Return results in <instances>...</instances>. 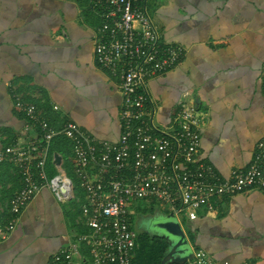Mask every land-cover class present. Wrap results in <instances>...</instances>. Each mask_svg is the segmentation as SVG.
<instances>
[{
    "label": "crops",
    "instance_id": "0c3cea01",
    "mask_svg": "<svg viewBox=\"0 0 264 264\" xmlns=\"http://www.w3.org/2000/svg\"><path fill=\"white\" fill-rule=\"evenodd\" d=\"M89 1L82 7L77 0H0V152L38 132L36 122L15 105V96L34 104L38 117L55 127L70 120L96 141L118 139V76L97 63L95 32L102 20ZM150 8L161 42L183 49L175 66L148 83L158 123H169L188 91L202 120L200 158L221 177L247 167L264 137V0H157ZM54 153L61 156L59 164ZM47 159L48 154V173ZM65 160L53 152L52 175L60 168L69 176ZM7 161L0 162V228L20 185ZM85 201L76 186L66 200L42 188L23 207L14 229L0 237V264H54L53 254L87 231L80 211ZM155 203L132 204L129 218L140 211L136 240L158 237L151 217L170 212L165 206L147 212ZM196 214L184 221L176 217L192 252L203 249L210 264H264L263 189L224 195L212 210L201 207ZM136 250L134 257L145 264Z\"/></svg>",
    "mask_w": 264,
    "mask_h": 264
},
{
    "label": "built area",
    "instance_id": "2783aa9c",
    "mask_svg": "<svg viewBox=\"0 0 264 264\" xmlns=\"http://www.w3.org/2000/svg\"><path fill=\"white\" fill-rule=\"evenodd\" d=\"M155 1H89L88 7L102 20L95 32L97 63L118 76L122 97L121 130L115 142L96 141L70 120L55 127L38 117L34 104L15 96V105L36 122L38 132L0 152V162L10 161L21 177V186L7 203L8 218L0 237L14 229L23 207L42 188L61 200L72 197L71 178L60 168L52 176L45 169L57 136L66 138L72 147L73 172L86 198L81 214L87 231L56 251L54 264L85 263L83 247L92 264H137L136 233L129 218L136 200L156 201L176 217L182 213L194 219L197 209L212 210L224 195L254 187L264 190V137L257 141L247 167L233 168L228 177H221L200 158L202 120L188 91L182 94L169 123H158L157 103L148 83L175 66L183 49L161 42L151 16L150 3ZM261 82L264 87V69ZM184 264H210V258L203 249H196Z\"/></svg>",
    "mask_w": 264,
    "mask_h": 264
},
{
    "label": "trees",
    "instance_id": "16d2710c",
    "mask_svg": "<svg viewBox=\"0 0 264 264\" xmlns=\"http://www.w3.org/2000/svg\"><path fill=\"white\" fill-rule=\"evenodd\" d=\"M77 1H78L79 5L82 7H84L87 3V0H77ZM59 126L60 125H57V127H59ZM49 149L50 150L48 153L47 166L52 167V168H47L49 171L48 173L50 175L55 173V171L53 169L52 162H51V158H52L53 152L57 151V152L61 153V155L66 159L64 162V167H65L67 173L69 174L70 178L73 180L74 185L76 187L80 188L78 186V180H77V178L73 172L72 147H71L70 142L62 136H57L52 140V143H51ZM7 162H9V161H7ZM9 163L15 168V170L17 172L16 167L11 162H9ZM17 174H18V177L20 179V185H19V187H20L21 186V177H20L18 172H17ZM80 211H81V207H80ZM77 232H83V231H82V229H78ZM143 237H144V235H140L139 238H137V241L139 242V248L137 250L136 249L135 250L139 254V257H140V255L145 256V258L143 259V262L145 264H160L161 258L163 256V253H164L165 248H166V242L161 237H154L151 240H148L146 237H144V238ZM83 252L85 253V255L88 254V252L86 250ZM85 258H86V262L84 264H92V263H90V259H88V255ZM134 261L137 264H140L138 262V259H136V256L134 257Z\"/></svg>",
    "mask_w": 264,
    "mask_h": 264
},
{
    "label": "water",
    "instance_id": "95a60500",
    "mask_svg": "<svg viewBox=\"0 0 264 264\" xmlns=\"http://www.w3.org/2000/svg\"><path fill=\"white\" fill-rule=\"evenodd\" d=\"M53 157V162L59 164L61 156L54 153ZM151 218L150 227L152 231L166 242L160 264H184L188 259H191L193 252L189 247L184 229L176 216L172 212H160Z\"/></svg>",
    "mask_w": 264,
    "mask_h": 264
},
{
    "label": "rangeland",
    "instance_id": "374dc122",
    "mask_svg": "<svg viewBox=\"0 0 264 264\" xmlns=\"http://www.w3.org/2000/svg\"><path fill=\"white\" fill-rule=\"evenodd\" d=\"M153 205V208H148L146 211L147 212H150L151 210H155V209H157V208H159V206H164L163 204H160L159 202L157 203H155V204H152ZM139 209H135L134 211H133V213H132V215H131V217H130V220H131V227H132V229L135 231V232H138L137 231V226H136V217H137V215L139 214ZM178 217H179V219L180 220H185L186 219V216L184 215V214H179L178 215ZM139 233V232H138Z\"/></svg>",
    "mask_w": 264,
    "mask_h": 264
}]
</instances>
